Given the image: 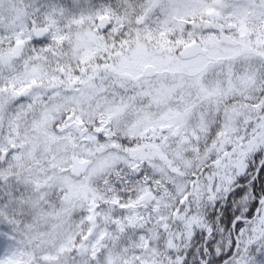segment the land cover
Segmentation results:
<instances>
[{"label":"snow or ice","instance_id":"obj_1","mask_svg":"<svg viewBox=\"0 0 264 264\" xmlns=\"http://www.w3.org/2000/svg\"><path fill=\"white\" fill-rule=\"evenodd\" d=\"M0 264H264V0H0Z\"/></svg>","mask_w":264,"mask_h":264}]
</instances>
